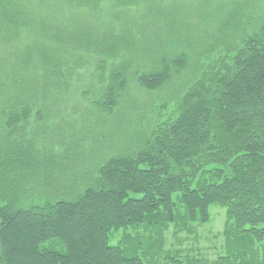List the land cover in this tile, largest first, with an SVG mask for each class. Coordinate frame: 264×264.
Segmentation results:
<instances>
[{
  "label": "trees",
  "instance_id": "trees-1",
  "mask_svg": "<svg viewBox=\"0 0 264 264\" xmlns=\"http://www.w3.org/2000/svg\"><path fill=\"white\" fill-rule=\"evenodd\" d=\"M28 1L0 0V43L21 28L38 37L0 67V264H148L150 248L111 237L174 224L177 205L184 224L207 223L212 205L225 209L230 254L221 264L237 257L235 240L263 241L264 19L237 11L179 36L172 57L137 65L145 50L123 10L139 0H115L119 27L77 39L50 34ZM67 45L102 57L79 118L65 107L82 67L64 56ZM131 89L162 98L129 101Z\"/></svg>",
  "mask_w": 264,
  "mask_h": 264
},
{
  "label": "rangeland",
  "instance_id": "rangeland-1",
  "mask_svg": "<svg viewBox=\"0 0 264 264\" xmlns=\"http://www.w3.org/2000/svg\"><path fill=\"white\" fill-rule=\"evenodd\" d=\"M62 1L29 0L25 7L32 15L43 17L52 23L50 34L71 35L74 39L92 36L91 30L98 37L102 36L110 25L117 28L123 21L115 19L121 11L116 6L115 0H103L94 7L79 6L77 0ZM61 4L63 6L58 12ZM154 6L159 9V12L153 8ZM123 11L125 17L135 25L138 31L136 36L140 40L135 43L138 48L145 50L133 61L137 65H148L162 52L172 57L175 52L181 50V46L177 45L179 36L181 38L194 36L202 28L204 30L210 26L212 28V23H216L215 19H226L237 11L248 18H253L255 20L253 22L264 19V0H139L138 3H132ZM139 27L144 29V34L139 32ZM56 29H58L57 32ZM37 42L38 37L29 29L16 30L13 40L5 44L0 43L1 69L7 70L10 53L22 51L25 47L33 46ZM67 47L70 50H78V47L68 45ZM70 50H64V56L67 53L68 57H74L76 64L79 62L82 67L77 69V74L72 78L71 86L65 96V107L68 113H71L70 115L73 116L75 113L74 117L79 118L84 105V92L86 93V89L96 83L97 66L102 57L87 54L84 50L77 52ZM101 56L106 59L108 65L117 62L105 55ZM160 92L162 94L165 90ZM152 97L141 90L131 89L128 93L129 101H139V103L162 98L156 94ZM107 129L113 137L112 142L120 145L123 136L120 127L113 122L107 126ZM182 210L181 206H176L177 216L174 224L162 229L146 228L143 225L129 228L112 235L110 243H122V245L141 243L143 248H150L148 254L143 257L148 264H172L171 258L175 260V264H221L219 260L230 254L227 251L228 242L224 233L225 209L217 205L210 206V219L204 224L197 222L184 224ZM125 234L127 238L124 237ZM232 243H237L234 245L237 257L232 259L230 264H264V240L258 242L248 237Z\"/></svg>",
  "mask_w": 264,
  "mask_h": 264
}]
</instances>
